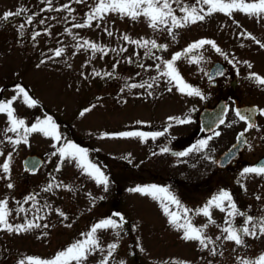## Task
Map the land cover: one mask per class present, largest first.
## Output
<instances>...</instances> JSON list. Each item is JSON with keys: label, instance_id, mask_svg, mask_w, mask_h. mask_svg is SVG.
Returning <instances> with one entry per match:
<instances>
[{"label": "rangeland", "instance_id": "obj_1", "mask_svg": "<svg viewBox=\"0 0 264 264\" xmlns=\"http://www.w3.org/2000/svg\"><path fill=\"white\" fill-rule=\"evenodd\" d=\"M95 3L96 0L82 3L0 0V91L11 78L23 75L33 96L56 114L51 117L53 120L57 117L55 123L60 121L56 125L62 137L61 142H56L41 133H32L27 143L13 145L8 137L15 140L17 134L4 131L9 124L6 114L0 113V165L11 153L9 171L0 169V200L7 201L8 222L13 226L28 221L40 225L20 233L0 230V264H18L29 256L53 257L83 239L82 234L101 219L111 217L119 222L111 213L113 207L123 211L128 222L122 229L98 231L104 251L94 252L85 264H99L112 243L118 247L108 257V264L121 261L124 264H241L242 260H254L264 253V235L244 236L245 244L238 246L224 240L221 232V228L227 227V219H232L236 227L243 226L244 216L228 217L227 209L225 212L211 209L216 223L205 229V235L214 243L202 247L197 241L182 239V230L169 223L159 199L130 189L150 185L168 189L182 206L170 204L169 210L181 216L185 209L190 210L188 217L196 226L206 224L207 218L193 213L221 190L232 195L239 211L257 219L264 218V176L241 175L244 168L252 166L259 151L245 150L238 156L241 163L225 170L209 166L207 162L208 151H217L227 135L223 129L231 125L233 114L228 115L230 121L217 131L220 135L215 132L195 140L193 146L208 140L205 148L185 156L177 155L193 147L189 139L196 130L198 110L204 104L215 102L216 96L228 93L225 79L216 87L206 79L214 61L227 65V77L239 79L235 93L247 92L249 98L258 97L264 104V85L252 78L253 73L264 78V48L260 46L264 44V18L249 17L241 11H234L231 17L216 12L203 21L174 29L175 39L165 28L149 27L143 16L132 20L109 13L102 20H93L90 27H75L84 24ZM194 4L195 0H181L172 7L177 16H182L179 9ZM22 5L33 14L29 15L31 23L22 16L3 19L5 12H14ZM198 7L207 10L206 5ZM109 31L111 36L107 34ZM125 35L130 40L155 41L167 48H155L151 55H146L147 49L125 41ZM201 39L213 41L220 51L206 45L175 62L184 81L201 92L199 97L188 96L160 75L163 65L156 57L170 60L173 54L183 52ZM85 41L103 51L93 52L84 46ZM57 49L64 50L60 56L55 55ZM193 56L198 58L197 63L190 62ZM157 64H161L159 70ZM153 77L158 78L153 81ZM148 83L153 84L152 88L147 87ZM133 84L145 86L130 87ZM169 88L172 90L168 91ZM16 89L17 86L4 87L0 100L11 99ZM12 107L26 126L42 114L35 106L28 107L22 96L17 97ZM177 120L188 122L177 123ZM150 123L163 126L170 136L161 135L153 142L151 138L141 142L139 137L101 138L105 133L149 132L156 127ZM140 126L146 129H135ZM117 129L122 130L116 132ZM258 137L259 133L251 131L252 141ZM68 141L88 150V160L108 178L107 190L78 167L75 160H61L57 149ZM165 147L168 151L161 152ZM29 152H37L44 159L34 174L26 172L21 163ZM9 183L12 188H8ZM50 183L60 186L43 191ZM157 195L162 197L163 193ZM29 196L35 199L25 202ZM21 207L22 212L18 211ZM217 236L222 239L216 240ZM213 249L216 255L211 254ZM134 255L138 257L137 263Z\"/></svg>", "mask_w": 264, "mask_h": 264}, {"label": "snow or ice", "instance_id": "obj_2", "mask_svg": "<svg viewBox=\"0 0 264 264\" xmlns=\"http://www.w3.org/2000/svg\"><path fill=\"white\" fill-rule=\"evenodd\" d=\"M76 2L82 3L84 2V0H76ZM173 3L179 5L181 3V0H96L94 7H92L91 11L87 14V19L84 24H77L75 25V27H90L93 20H102L109 13H115L118 14L121 18L128 17L132 20H137L139 17L143 16L148 21L149 27L156 30L165 28L168 34L173 36V39H175V34L173 31L174 29L203 21L207 16H211L216 12H221L231 17L234 11H241L249 17L264 18V0H252V2H245V0H195L194 5L184 6L179 9L180 12L183 13L182 16H177L175 14L176 10L172 7ZM198 5H206L207 10H205L203 7H198ZM64 8L67 9L68 5H64ZM23 11L25 10L19 9L15 13L11 11L5 12L3 14V19L8 20L9 17H12L14 15L18 16ZM31 21L32 17L29 16L27 22L31 23ZM41 23H43V21H41ZM20 27L22 30L23 25H21ZM107 34L111 36L112 32L109 31ZM36 35H39V33H36ZM123 39L125 41H130V43L132 44H136L138 47L147 49L146 55H151L152 49L160 48L166 50L167 48L166 45H157L155 41L130 40V38L126 35L123 37ZM257 43L260 42L257 41ZM206 45H210L212 48L216 49L217 52L220 51V49L217 48L213 41L201 39L190 44L183 50V52L173 54L170 60H162L161 57H156L157 60H161V64L163 65V71L160 72V75L166 77L169 83H173L177 90L182 94H186L188 96H201V92L198 89L190 86L184 81L180 73L177 71L175 62L180 60L181 57H188L189 53H192L193 51L198 49H202ZM84 46L90 47L93 52L103 51V49H101L98 45L90 44L88 41L84 42ZM260 46L264 48V44H260ZM63 51V49H57L55 55L60 56ZM113 51H115V49H113ZM120 51L123 52L125 51V49H120ZM190 62L197 63L198 58L193 56L191 57ZM161 64L156 65V68L158 70L161 68ZM113 67H115V65ZM141 67H143V65H141ZM248 67H251V65L249 64ZM95 74L99 75V73ZM157 78L158 77H153V81H155ZM252 78H254L258 83L264 85V78H261L254 73L252 74ZM144 86V84L130 85V87ZM152 86V83L147 84L148 88H152ZM171 90V88L168 89V91ZM149 95H151V93H149ZM18 96L23 97V102L28 107H34L37 104V101L31 98L28 92L20 86H17L16 95H14L11 99L7 101L0 100V113L6 114L9 124V126L4 131L17 134V138L15 140H13L11 137H8V140L13 145H19L22 142L27 143L28 136L32 133H41L46 137H51L56 142H61L62 137L58 133L57 125L51 116H47L44 119L38 118L36 122L31 123L30 126H26L23 119L16 117L12 105ZM88 110L89 109H86L85 111ZM81 115H84V112H81ZM237 115L241 120L247 121L248 119L240 113H237ZM261 115H264V110H261ZM186 122L188 121L177 120V123ZM220 123L222 124L224 123V121L221 120ZM247 127L252 128L254 127V124L249 122L247 124ZM165 131H167V129H165ZM161 135H164V132L148 133L132 131L113 134L105 133L102 134L101 138H104L106 136L119 138L139 137L141 142H144L149 138L155 140ZM215 135L218 136L220 135V133L216 132ZM208 139H211V137H209ZM207 143L208 140H201L197 145L189 148L187 152H180L177 153V155L185 156L188 154V152L202 150L206 147ZM53 147L56 148L55 143L53 144ZM57 151L61 160H75L78 167L82 168L84 172L92 179H94L98 185H104L105 190H107L108 178L96 164L88 160L87 149L81 148L76 144L68 141L64 142L62 146L57 149ZM160 151L167 152L168 149L165 147ZM153 154L155 155L156 153ZM53 155H56V153H53ZM10 158L11 153L8 154V158H6L3 164L0 165V169H2L5 173L9 171ZM248 174L264 176V165L244 168L241 175L247 176ZM7 186L8 188L13 187L11 183H9ZM59 186L60 185L50 183L46 188L43 189V191L47 192L50 191L53 187ZM130 191L138 192L144 195H151L153 199H159L164 214L169 217V223L172 224L177 230H182V239L186 241H197L202 247H208L209 244L214 243V241H212L205 235V229L209 225H214L216 223L212 218V213L210 211L213 208L219 209L221 212H225L227 209L228 217H245L243 226L241 227L234 226L232 219H227L225 221L227 227L221 228L224 240L232 241L236 245L241 246L245 244V241L243 239L244 236L257 237L258 233L259 235H264V218L257 219L252 216H247L245 213L239 211L237 209L236 203L233 201L232 195L226 190H221L220 192L215 194L211 199L207 201V203L202 208L196 210L193 213L194 215H203L207 218V223L202 226H196L192 223L191 219L188 217V212L190 210L185 209L183 212V216H181L179 213L169 210L168 205L170 204L176 205L178 207L182 206L180 205L179 200L166 188L158 187L156 185H150L145 187L138 186L136 188L130 189ZM159 193H163V196H158L157 194ZM28 199L34 200L35 197L29 196L26 198L25 202H27ZM18 211H24L23 207L19 208ZM60 215H63V213H60ZM8 216L9 211L7 201L0 200V230H6L9 232L15 231L16 233H20L40 227L38 223L34 224L31 221L13 226L8 222ZM113 216L119 217V222L115 219H112L111 217L101 219L96 224H94L87 233L82 234L84 236L83 239L77 240L62 251H58L51 259H41L38 257L29 256L23 260H20L18 264H85L88 257L94 252L104 251V249L100 247V243L97 237L98 231L107 229L116 230L123 228V224L125 223L124 217L119 213H113ZM249 225H251V227H249ZM45 227H47V225H45ZM117 235H119V232H117ZM221 239V236L216 237V240ZM107 247V255L104 256L103 259H101L99 264H108V257L112 256L118 245L116 243H112ZM211 254L216 255V250L213 249ZM120 264H124V262L121 261ZM173 264H175V262H173ZM181 264H183V262H181ZM241 264H264V253H261L254 260H242Z\"/></svg>", "mask_w": 264, "mask_h": 264}, {"label": "flooded vegetation", "instance_id": "obj_3", "mask_svg": "<svg viewBox=\"0 0 264 264\" xmlns=\"http://www.w3.org/2000/svg\"><path fill=\"white\" fill-rule=\"evenodd\" d=\"M223 63V62H222ZM209 70V69H208ZM208 70L206 73V79L209 81L210 85L217 86L219 81L223 78L225 79V84L228 88V93L226 95L221 94L215 97V102L211 104H205V105H215L218 102L222 101L223 106L226 109L224 112V123L218 122V124L212 128L213 130L210 132H205L201 130L200 128V119H199V111L197 113V124H196V130L190 135L189 144L190 147L194 145L195 140L200 136H210L213 133L220 130L226 123H228L230 120H228V115L233 114V119H231V125L229 127L223 129L225 133L227 134L225 138L222 140L221 146L217 151L211 150L208 151L207 162L217 167L216 159L219 154L224 152L225 150L229 149L233 144H235L239 139L243 144L238 148V146H235L234 148L236 152L231 155L230 159L226 160L222 167H218L219 169L225 170L229 168L230 166H235L236 164H240L241 161L238 158V156L241 153H244L245 150L252 149L253 151H259L260 154L257 156V158L261 157L264 154V115H261V110H264V104L259 100L258 97L249 98L247 96V92L245 95H240L238 93H235L237 86L240 84V81L237 77L234 76H226L225 72L227 70V65L223 63V69L222 74H219L216 78L208 79ZM234 82V83H233ZM260 95V94H259ZM257 105L256 112L254 114V118H251L252 114H247V107L250 105ZM236 107H241L242 114L245 117H247L246 120H241L240 117L237 115ZM251 122L254 124V127L248 128L247 124ZM247 129V130H246ZM251 131H256L259 133V137L252 141L251 139ZM243 134V135H241ZM152 140V139H151ZM153 142V140L151 141ZM254 162V161H253Z\"/></svg>", "mask_w": 264, "mask_h": 264}, {"label": "water", "instance_id": "obj_4", "mask_svg": "<svg viewBox=\"0 0 264 264\" xmlns=\"http://www.w3.org/2000/svg\"><path fill=\"white\" fill-rule=\"evenodd\" d=\"M222 69L223 66L220 62L214 63L209 70L208 78L210 79L213 77H217L222 72ZM225 110L226 109L224 108L222 101L218 102L214 107L210 108L205 106L204 108H202L199 113L201 128H203L205 131L214 128L218 124V122L223 120ZM248 110L249 113L252 114L251 118H254V114L256 112V105H250L249 107H247V114H249ZM236 112L242 114L241 107H236ZM242 144L243 142L240 141L238 135L237 142L218 156L217 164L223 165L225 161L236 152L237 148L235 149L234 147L238 146L239 148ZM42 162V156L36 152L27 153L22 158L23 167L30 173L36 172ZM257 165H264V156H262L255 162L254 166ZM113 213H119L124 217V214L118 209H113Z\"/></svg>", "mask_w": 264, "mask_h": 264}, {"label": "trees", "instance_id": "obj_5", "mask_svg": "<svg viewBox=\"0 0 264 264\" xmlns=\"http://www.w3.org/2000/svg\"><path fill=\"white\" fill-rule=\"evenodd\" d=\"M19 9H24L25 11H23V12H21V14L20 15H18V16H16V15H14V16H12V17H9V20H11V19H14V18H16V17H19V16H22V17H24V18H28L29 17V15L30 14H32L31 13V11H30V9L26 6V5H22V6H19L17 9H16V11H14L13 13H15V12H17ZM33 15V14H32ZM23 75H18V76H14L13 78H11L10 80H9V82L7 81V83L6 84H4V86L2 87V89L4 88V87H12V86H20V87H23L27 92H28V94H29V96L31 97V98H33L34 100H36L37 101V107H35V109H37V111H39V113L41 112L42 114H41V116L40 117H42V119H44L45 117H47V116H56V114L54 113V111L52 110V109H50V108H48L47 106H45L43 103H41L40 101H38V99L37 98H35L34 96H33V92H32V90H31V86L29 85V84H27L25 81H23ZM2 89H1V91H0V98H1V94L3 93L2 92ZM55 118V117H54ZM57 118V117H56ZM55 118V119H56ZM56 121V120H55ZM58 125H60V121L58 120L57 122H56ZM70 135H71V132H70ZM72 143H74V142H72ZM117 202V201H116ZM114 205H116V203H114ZM54 257V256H53ZM52 258V257H51ZM51 258H49V259H51ZM133 260L135 261V263H137L138 262V257H137V255H134V257H133Z\"/></svg>", "mask_w": 264, "mask_h": 264}]
</instances>
